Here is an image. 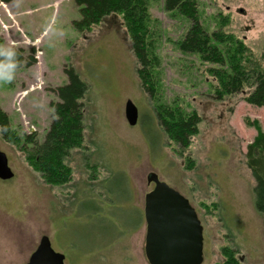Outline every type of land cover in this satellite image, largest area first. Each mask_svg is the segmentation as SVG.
Instances as JSON below:
<instances>
[{
  "label": "rangeland",
  "instance_id": "obj_1",
  "mask_svg": "<svg viewBox=\"0 0 264 264\" xmlns=\"http://www.w3.org/2000/svg\"><path fill=\"white\" fill-rule=\"evenodd\" d=\"M197 3L208 32L234 34L264 64V0ZM80 8L76 0H0V49L23 56L7 79L0 76V107L10 124L7 134L0 126V150L14 171L0 179V264L26 263L43 235L66 255L65 264H150L144 215L150 172L196 209L204 227L202 264L223 261L226 245L244 264H264V217L255 209L246 161L254 123L264 130V106L245 100L249 87L217 96L210 69L218 65L179 48L191 21L167 11L164 0L149 6L153 58L146 85L154 95L139 76L123 17L111 14L81 29ZM70 68L87 85L80 99L84 140L66 159L72 180L51 185L28 161L26 138L44 141ZM128 99L138 108L136 125L126 118ZM162 105L199 116L184 149L169 139L158 115Z\"/></svg>",
  "mask_w": 264,
  "mask_h": 264
},
{
  "label": "trees",
  "instance_id": "obj_2",
  "mask_svg": "<svg viewBox=\"0 0 264 264\" xmlns=\"http://www.w3.org/2000/svg\"><path fill=\"white\" fill-rule=\"evenodd\" d=\"M10 1V0H7ZM81 6L82 19L77 22L81 29H89L111 14H120L130 35L133 51L141 65L139 76L147 91L154 95V86L146 85L152 74L151 53V14L149 6L152 0H76ZM167 11L179 12L191 21L186 35L178 42L179 48L186 53L198 54L206 62L215 63L210 71L218 80L217 96L234 94L249 87L245 100L256 106H264V64L251 59L250 49L244 41L234 34L224 31L208 32L199 20L197 0H164ZM11 53V55H9ZM155 56V54H154ZM20 49L10 48L0 54V76L4 72L10 75L22 63ZM4 65H10L3 68ZM69 82L57 89L60 101L53 104L55 119L43 142L39 143L32 135L26 138L31 145L28 161L41 172L45 182L51 185H66L72 180V168L66 159L73 149L82 148L84 140L82 102L87 85L74 68L67 69ZM158 115L169 137L184 149L189 137L198 132L199 116L196 113L185 114L177 108L160 106ZM1 131L7 134L10 124L7 114L0 107ZM257 134L248 144L247 165L255 178L254 204L256 211L264 217V130L254 123ZM9 135V134H8ZM7 135V136H8ZM10 137V136H8ZM12 140H16L13 136ZM223 261L215 264H244L237 251L228 245L222 246Z\"/></svg>",
  "mask_w": 264,
  "mask_h": 264
},
{
  "label": "water",
  "instance_id": "obj_3",
  "mask_svg": "<svg viewBox=\"0 0 264 264\" xmlns=\"http://www.w3.org/2000/svg\"><path fill=\"white\" fill-rule=\"evenodd\" d=\"M126 118L131 125L138 122V108L128 99ZM7 154L0 150V179L13 178ZM154 183L145 194L144 215L147 224L145 252L150 264H202L204 227L190 200L162 180L155 172L147 176ZM23 264H65V254L56 251L48 235Z\"/></svg>",
  "mask_w": 264,
  "mask_h": 264
},
{
  "label": "clouds",
  "instance_id": "obj_4",
  "mask_svg": "<svg viewBox=\"0 0 264 264\" xmlns=\"http://www.w3.org/2000/svg\"><path fill=\"white\" fill-rule=\"evenodd\" d=\"M4 51V49H0V52ZM9 55H11V53H9ZM10 67V65H4L3 68H8ZM4 78L7 79L8 78V75H7V72H4Z\"/></svg>",
  "mask_w": 264,
  "mask_h": 264
},
{
  "label": "flooded vegetation",
  "instance_id": "obj_5",
  "mask_svg": "<svg viewBox=\"0 0 264 264\" xmlns=\"http://www.w3.org/2000/svg\"><path fill=\"white\" fill-rule=\"evenodd\" d=\"M149 184H151V183H149ZM154 184V183H153ZM154 187V186H153ZM65 257H66V255H65Z\"/></svg>",
  "mask_w": 264,
  "mask_h": 264
}]
</instances>
